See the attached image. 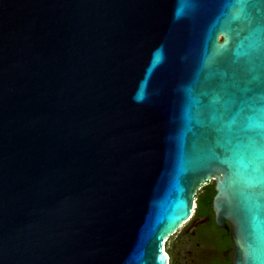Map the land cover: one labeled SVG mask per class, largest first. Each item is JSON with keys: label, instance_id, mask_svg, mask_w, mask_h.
<instances>
[{"label": "water", "instance_id": "obj_1", "mask_svg": "<svg viewBox=\"0 0 264 264\" xmlns=\"http://www.w3.org/2000/svg\"><path fill=\"white\" fill-rule=\"evenodd\" d=\"M209 182L264 264V0H0V264H169Z\"/></svg>", "mask_w": 264, "mask_h": 264}, {"label": "flooded vegetation", "instance_id": "obj_2", "mask_svg": "<svg viewBox=\"0 0 264 264\" xmlns=\"http://www.w3.org/2000/svg\"><path fill=\"white\" fill-rule=\"evenodd\" d=\"M215 194L214 184L206 206L195 209L190 221L167 240L169 264H234L232 225L218 222L211 207Z\"/></svg>", "mask_w": 264, "mask_h": 264}, {"label": "trees", "instance_id": "obj_3", "mask_svg": "<svg viewBox=\"0 0 264 264\" xmlns=\"http://www.w3.org/2000/svg\"><path fill=\"white\" fill-rule=\"evenodd\" d=\"M213 187H214V184L209 183L205 185L204 187H202L201 190L198 192L196 196V205H197L196 210L203 209L206 206V204L209 201V197H210L209 192L212 191L213 193Z\"/></svg>", "mask_w": 264, "mask_h": 264}, {"label": "snow or ice", "instance_id": "obj_4", "mask_svg": "<svg viewBox=\"0 0 264 264\" xmlns=\"http://www.w3.org/2000/svg\"><path fill=\"white\" fill-rule=\"evenodd\" d=\"M242 3H243V0H242Z\"/></svg>", "mask_w": 264, "mask_h": 264}]
</instances>
